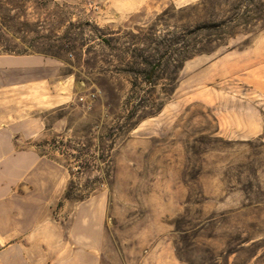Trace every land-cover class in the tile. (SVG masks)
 <instances>
[{
	"label": "rangeland",
	"instance_id": "374dc122",
	"mask_svg": "<svg viewBox=\"0 0 264 264\" xmlns=\"http://www.w3.org/2000/svg\"><path fill=\"white\" fill-rule=\"evenodd\" d=\"M0 54L76 84L40 145L58 219L107 196L100 264H264V0H0Z\"/></svg>",
	"mask_w": 264,
	"mask_h": 264
},
{
	"label": "crops",
	"instance_id": "0c3cea01",
	"mask_svg": "<svg viewBox=\"0 0 264 264\" xmlns=\"http://www.w3.org/2000/svg\"><path fill=\"white\" fill-rule=\"evenodd\" d=\"M247 50L236 66L253 68ZM220 66L227 68L226 59ZM257 68L250 72L253 78ZM72 78H60L54 62L38 54H0V264H100L108 198L78 203L68 218L56 217L69 180L40 142L43 112L68 103Z\"/></svg>",
	"mask_w": 264,
	"mask_h": 264
},
{
	"label": "trees",
	"instance_id": "16d2710c",
	"mask_svg": "<svg viewBox=\"0 0 264 264\" xmlns=\"http://www.w3.org/2000/svg\"><path fill=\"white\" fill-rule=\"evenodd\" d=\"M66 198H67V196H66Z\"/></svg>",
	"mask_w": 264,
	"mask_h": 264
}]
</instances>
